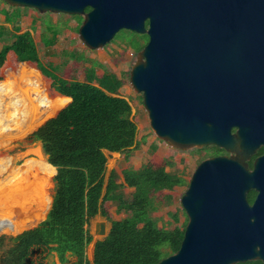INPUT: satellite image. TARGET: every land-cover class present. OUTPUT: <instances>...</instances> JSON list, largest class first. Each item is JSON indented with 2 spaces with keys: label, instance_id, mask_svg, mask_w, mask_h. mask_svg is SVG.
Here are the masks:
<instances>
[{
  "label": "water",
  "instance_id": "95a60500",
  "mask_svg": "<svg viewBox=\"0 0 264 264\" xmlns=\"http://www.w3.org/2000/svg\"><path fill=\"white\" fill-rule=\"evenodd\" d=\"M0 1L78 16L89 50L121 30L146 35L128 82L154 135L179 151L226 153L194 169L180 199V247L157 264H264V153L248 165L264 146V0ZM93 234L105 237L106 222L95 221Z\"/></svg>",
  "mask_w": 264,
  "mask_h": 264
},
{
  "label": "trees",
  "instance_id": "16d2710c",
  "mask_svg": "<svg viewBox=\"0 0 264 264\" xmlns=\"http://www.w3.org/2000/svg\"><path fill=\"white\" fill-rule=\"evenodd\" d=\"M10 8L11 13L3 12L9 23L20 11ZM127 32L134 37L128 44L135 51L147 43L146 35ZM14 39L0 48V80L10 77L20 81L35 79L33 93L29 96L25 93L34 107V124L30 130L58 110L27 136L28 142L41 143L51 166L49 169H54V193L50 209L40 222L9 237L11 245L0 253V264H29L35 248L55 252L60 264H157L175 253L180 247L185 224L171 230L159 227L151 213L156 210L157 203L170 200L164 192L184 185V179L167 172L166 161L149 160L139 169L124 170L123 183L133 189L128 202L118 191L121 185L116 184L113 173L107 183L104 182L105 151L127 154L137 144V126L130 102L118 95L123 81L113 73L104 72L97 77L96 64L85 69L83 81L65 79L40 61L30 32L15 35ZM44 44L50 45L51 41L45 39ZM45 96L64 100H48ZM12 105L15 106L14 118H11L14 121L4 128V134L20 133L29 124L26 105L16 100ZM18 109L23 111L21 116ZM214 149V153L220 151ZM38 167L39 174L46 176L40 162ZM5 177L0 179V184ZM31 191L40 190L33 183ZM157 195L163 196L161 201ZM254 195L253 191L247 194L249 203ZM105 202H116L118 210L123 209L128 215L110 221L107 235L94 241L90 261L86 255V248L92 242L88 225L96 216L109 220ZM5 239L0 236V248ZM69 257H73L74 262L71 263Z\"/></svg>",
  "mask_w": 264,
  "mask_h": 264
},
{
  "label": "rangeland",
  "instance_id": "374dc122",
  "mask_svg": "<svg viewBox=\"0 0 264 264\" xmlns=\"http://www.w3.org/2000/svg\"><path fill=\"white\" fill-rule=\"evenodd\" d=\"M1 9H5L8 13L12 11L8 5L0 1V48L11 44L15 40V35L28 31L32 35L40 61L43 65L54 68L56 75L65 79L71 78L83 81L85 69L96 64L94 70L97 77L102 76L104 72L113 73L123 81L118 95L130 102L133 120L137 126V144L136 148L127 154L105 152L107 166L104 182L106 184L110 173H113L116 176V184L121 185L118 191L122 194L123 200L127 202L131 201L133 189L123 183L122 172L127 169H139L149 160H154L157 163L166 161L168 163L166 171L180 176L184 179L185 184L174 187L171 191L164 192V194L170 196L168 202L164 199L161 201L163 196L157 195V198L159 197L161 202L156 204L157 208L151 213V217L159 227L169 230L176 226L182 228L186 224L187 218L181 207L180 199L188 186L191 174L196 166L202 159L214 153L215 149L209 148L207 150L189 152L178 151L169 147L154 135L150 129L147 113L142 104V97L140 94L133 92L128 82L129 70L137 53V51L129 46L128 42L133 41L134 37L126 30H121L102 49L89 50L78 39V28L81 23V18L78 19V16L39 14L30 8H17L20 9L17 17L9 23L5 20ZM45 39L51 41V44L45 45ZM34 82L36 81L33 78L20 81L10 77L0 80V159L9 157L7 160L0 162V179L11 172L14 177L17 176L21 171L23 163L27 160L40 162L45 172H47L46 176L40 175L41 169L38 166L35 167L33 172H30L34 174V178L30 183L28 194L29 197H36V199L33 204L24 206V209L39 206L36 201L37 199L41 200V196H47L51 205L54 193V169L52 168L50 171L49 168L51 166L47 162V157L43 152L41 143L39 141L28 142L27 136L45 120L53 117L58 110L52 115L45 117L35 128L30 130L34 124V107L33 101L28 97L26 98L25 93H28V96L33 93ZM45 97L48 100H64L61 97ZM15 100L18 103L23 102L26 105L28 114L25 116L29 124L20 133L4 134V128L13 124L14 121L11 118H14L12 116L15 106L12 103ZM17 111L21 116V112L23 113V111L20 109ZM15 125H12V127ZM33 183L35 184V188L40 191H31ZM2 191L0 190V194ZM29 206L30 208H28ZM49 207L46 209L47 211ZM104 207L109 215V220L96 216L90 221L88 230L92 235V242L89 245H92L95 240L103 238L93 234L94 221L96 219L106 222L108 232L110 221L120 220L128 215L123 209L118 210L116 202H105ZM47 211H44L45 213L43 212L42 217L36 222L26 224L25 227H21V229L16 231L14 230V225L5 218L3 211L0 210V236L6 237L3 246L0 248V253L11 245L9 237H15L22 231L35 226L45 217ZM89 245L86 248V254ZM50 252L45 248H35L30 257L31 262L29 264H50L46 262Z\"/></svg>",
  "mask_w": 264,
  "mask_h": 264
},
{
  "label": "bare ground",
  "instance_id": "6f19581e",
  "mask_svg": "<svg viewBox=\"0 0 264 264\" xmlns=\"http://www.w3.org/2000/svg\"><path fill=\"white\" fill-rule=\"evenodd\" d=\"M36 166H38V162L27 160L23 163L17 176L9 174L0 184V190H4L0 194V210L3 211L5 218L14 225L16 231L25 227L26 224L39 220L50 205L48 197L41 196V200L37 199L36 201L39 206L34 208L29 206L30 209H24V206L33 204L36 199V197H29L28 194L30 183L34 178V174L30 172H33Z\"/></svg>",
  "mask_w": 264,
  "mask_h": 264
},
{
  "label": "flooded vegetation",
  "instance_id": "af4514ba",
  "mask_svg": "<svg viewBox=\"0 0 264 264\" xmlns=\"http://www.w3.org/2000/svg\"><path fill=\"white\" fill-rule=\"evenodd\" d=\"M234 131V129L232 130V132ZM211 149V148H217V147H215V146H207V147H203V148H201V149H194V150H191V151H201V150H207V149ZM217 149H219V148H217ZM220 151L218 152V153H212V154H209L208 155V157H206V158H204V159H202L201 161H203V160H205V159H207V158H212V157H217V156H222V155H226V153H225V151L224 150H222V149H219ZM179 151V150H178ZM184 152V151H183ZM187 152V151H186ZM189 152V151H188ZM264 153V146H260L258 149H257V151H256V153L254 154V155H252L251 156V158H250V160L248 161V165H249V168L250 169H252L253 168V164H254V161H255V159L257 158V157H259V156H261L262 154ZM200 161V162H201ZM199 162V163H200ZM254 197H255V195H254ZM253 200H254V198H253ZM253 200H252V202H253ZM251 202V203H252Z\"/></svg>",
  "mask_w": 264,
  "mask_h": 264
},
{
  "label": "crops",
  "instance_id": "0c3cea01",
  "mask_svg": "<svg viewBox=\"0 0 264 264\" xmlns=\"http://www.w3.org/2000/svg\"><path fill=\"white\" fill-rule=\"evenodd\" d=\"M2 13L5 11V9H1ZM107 152V151H105ZM110 153V152H109ZM99 219H96L95 221H97ZM94 221V222H95ZM107 225V224H106ZM88 252H87V258L91 261L92 259V253H93V244L92 245H89L88 247ZM69 261L72 263L74 262V258L73 257H69ZM46 262L50 263V264H60L59 261H58V258H57V255L55 252L51 251L49 256L47 257L46 259ZM47 264V263H46Z\"/></svg>",
  "mask_w": 264,
  "mask_h": 264
}]
</instances>
